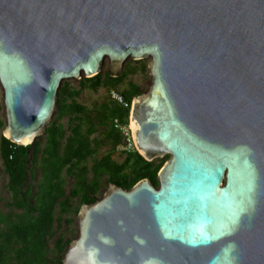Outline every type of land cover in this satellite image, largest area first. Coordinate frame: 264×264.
Returning a JSON list of instances; mask_svg holds the SVG:
<instances>
[{"label":"water","instance_id":"water-1","mask_svg":"<svg viewBox=\"0 0 264 264\" xmlns=\"http://www.w3.org/2000/svg\"><path fill=\"white\" fill-rule=\"evenodd\" d=\"M151 58L137 151L170 155L83 204L62 264H264V0H0L4 136L34 145L65 80Z\"/></svg>","mask_w":264,"mask_h":264},{"label":"trees","instance_id":"trees-1","mask_svg":"<svg viewBox=\"0 0 264 264\" xmlns=\"http://www.w3.org/2000/svg\"><path fill=\"white\" fill-rule=\"evenodd\" d=\"M136 62L139 70L146 73L148 63ZM135 73V67L126 66L117 77L106 72L86 78L79 90H71L64 84L59 91L57 116L45 133L44 147L39 141L24 146L4 135L0 138V156L12 195L8 207L25 213L19 222L9 218L6 231L0 233V264H62L70 240L58 233L64 223L68 226L74 223L72 214H79L74 199L80 205L95 203L105 177L109 184L128 190L145 178L159 186L163 161L149 162L138 151L125 154L122 163L114 158L123 138L111 120L115 117L128 120L133 100L143 93L138 84L127 82ZM101 87L119 90L129 107L124 109L108 102L90 109L78 102L83 90ZM67 117L66 128L61 121ZM99 131L103 133V142L93 138ZM105 143L107 152L99 157L98 150ZM69 178L75 180L70 193L67 192ZM3 221L0 212V225ZM55 237L54 249H50L49 241Z\"/></svg>","mask_w":264,"mask_h":264},{"label":"rangeland","instance_id":"rangeland-1","mask_svg":"<svg viewBox=\"0 0 264 264\" xmlns=\"http://www.w3.org/2000/svg\"><path fill=\"white\" fill-rule=\"evenodd\" d=\"M144 60L146 61V63H148V65L151 62V58H146ZM109 62H110L109 59H106L104 61L103 66H102V70L100 73L105 74L106 72H111L109 69ZM126 66L135 67V69L137 70V73L131 75L128 78L127 82L132 81L133 83L138 84L142 89V92H143L142 94H146L152 85V76H151V72H150V67H148V70L146 73L141 72L138 68V64H137L136 60L128 59L126 61V63L124 64L122 72L118 73V75H120L124 72V69ZM112 74H114V73H112ZM85 79H86V77L83 76L81 80H78V79L65 80L63 82L62 86L64 84H68L71 90H79V89H81V82H86ZM117 91H119V90H117ZM109 92H110V90L106 89L105 87H101L98 90L85 89L81 92V94L79 95L77 100L80 104L86 106L87 108L95 109L98 106H100L101 104L108 103V102L113 103L112 99L110 98ZM131 109H132V106H131ZM131 111H130V115H131ZM56 116H57V112H56L52 122L55 120ZM61 122L67 128L68 123H69V118L67 117V118L63 119ZM5 129H6V116H5V105H4V90H3L2 86L0 85V138L4 135ZM93 138H97V140H100L103 142L104 137H103L102 131L95 133ZM37 141H39L42 144V147H44L45 141H46L45 134L40 136V138ZM107 149H108V147L105 143V145H103L98 150V156L102 157L107 152ZM125 154L126 153L119 154L118 152H116L114 158L117 162L122 163L126 157ZM169 159H170V155H165L164 157L155 159L154 163L158 164L161 161H163L166 164V162ZM90 164H92V162H90ZM165 164H164V166H165ZM8 181H9V177L5 171L3 160L0 156V212H1L2 220H4L0 225V233L6 231L7 222L9 220V218H11V220H14V222H19L18 220H20L23 217L25 218L24 212L16 210L15 208L8 207V203L11 202V196H12L11 193L9 192L8 188H7ZM29 182H31L30 178H29ZM74 186H75V180L72 178H69L68 183H67V192L70 193V191L72 190V188ZM109 187H110V184L107 180V177H105L102 180L101 191L98 195L99 199H101L103 197L104 193L109 189ZM74 202H75L74 206L75 207L79 206V208L81 210L82 205L79 204V200L74 199ZM71 218L74 220V223L70 226H68L66 223H64L62 229L58 233V235L63 234L67 240H70V243L73 240H75L79 235L78 215L72 214ZM56 238L57 237H55L54 239L49 241L50 249H54V246H55L54 242H55ZM64 255H65V253H64ZM63 258H64V256H63Z\"/></svg>","mask_w":264,"mask_h":264},{"label":"built area","instance_id":"built-area-1","mask_svg":"<svg viewBox=\"0 0 264 264\" xmlns=\"http://www.w3.org/2000/svg\"><path fill=\"white\" fill-rule=\"evenodd\" d=\"M110 98L112 99L113 102L119 104L122 108H128L129 103L125 99L124 95L115 90L112 89L110 90ZM131 115L129 119L127 120H122L119 117H115L111 120V125L121 134L123 138L122 144H120L117 147V152L119 154L122 153H131L137 151L135 143H134V138H133V132H132V126H131Z\"/></svg>","mask_w":264,"mask_h":264},{"label":"flooded vegetation","instance_id":"flooded-vegetation-1","mask_svg":"<svg viewBox=\"0 0 264 264\" xmlns=\"http://www.w3.org/2000/svg\"><path fill=\"white\" fill-rule=\"evenodd\" d=\"M159 187V186H158Z\"/></svg>","mask_w":264,"mask_h":264}]
</instances>
